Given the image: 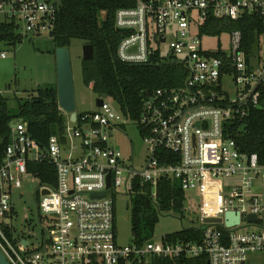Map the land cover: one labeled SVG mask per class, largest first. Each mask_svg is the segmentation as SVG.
<instances>
[{
	"label": "built area",
	"instance_id": "2783aa9c",
	"mask_svg": "<svg viewBox=\"0 0 264 264\" xmlns=\"http://www.w3.org/2000/svg\"><path fill=\"white\" fill-rule=\"evenodd\" d=\"M60 6V0H0V14L18 23L24 35H41L53 30ZM246 13L264 19V0H135L115 15L116 29L125 33L119 58L132 64L179 61L187 70L183 86L157 89L137 119L105 98L96 109L77 111L64 136L52 135L45 146L23 118L12 121L10 142L0 153V251L10 264H132L152 255H207L210 264H247L256 254L264 263V163L228 136L229 124L248 116L262 96L264 34L259 53L249 57L241 30L229 33V49L213 51L203 47L201 31L212 18L239 20ZM228 77L237 85L234 97L224 86ZM219 88L228 97L219 95ZM119 116L137 124L147 144L149 155L141 166L109 143L123 124ZM44 160L54 165L56 180L55 185L40 183L41 236L36 237L25 229L26 218L17 224V202L31 174L29 163ZM258 177L262 191L255 194ZM162 179L186 193L199 188V224L193 227L201 231V240L153 238L120 245L115 194L133 197L137 183L150 185L158 206ZM208 195L215 198L205 201ZM228 212L239 214L240 222L227 225Z\"/></svg>",
	"mask_w": 264,
	"mask_h": 264
},
{
	"label": "trees",
	"instance_id": "16d2710c",
	"mask_svg": "<svg viewBox=\"0 0 264 264\" xmlns=\"http://www.w3.org/2000/svg\"><path fill=\"white\" fill-rule=\"evenodd\" d=\"M60 9L54 23L53 39L57 47H70L73 39H83L94 45V57L82 60V77L87 86L100 96L107 94L132 119L142 112L146 99L157 89L183 86L187 70L179 61H150L132 64L121 60L117 54L118 45L125 36L115 27V15L119 8L135 5V0H60ZM241 30L242 47L249 57L257 55L261 49L264 34V19L256 14L246 13L239 20L210 19L202 28L204 34H222ZM20 26L14 20L0 21V43L13 45L24 40ZM220 55V53H219ZM220 94H228L219 88ZM16 110L12 109L8 98L0 93V153L9 144L12 135V121L23 118L28 123L30 134L42 146L48 144L52 135L64 136L70 122V114L59 106L57 85L37 88L26 99H18ZM228 136L236 141L241 151L257 153L260 163H264V89L258 105H251L249 115L238 119L228 127ZM159 153L172 155L161 150ZM164 162L165 160L162 159ZM28 171L41 184L55 185L56 169L47 160L32 162ZM136 194L132 197L131 212L133 242L142 244L153 239L160 215L174 211L186 215L187 193L179 184L162 179L159 183L158 206L151 199V186L142 187L137 183ZM147 190L148 193H143ZM116 209V208H115ZM201 231L194 227L168 233L163 241L201 240ZM209 257H162L152 255L132 264H208ZM121 264H125L122 262Z\"/></svg>",
	"mask_w": 264,
	"mask_h": 264
},
{
	"label": "rangeland",
	"instance_id": "374dc122",
	"mask_svg": "<svg viewBox=\"0 0 264 264\" xmlns=\"http://www.w3.org/2000/svg\"><path fill=\"white\" fill-rule=\"evenodd\" d=\"M3 20H5V17L0 14V21ZM202 41L203 47L210 51L219 48H230L229 32L214 35L205 34ZM85 44V40L75 38L69 47L78 112L93 110L98 107L97 98L99 96L92 90L91 86H87L83 82L82 60ZM167 47L166 53L170 50L169 43ZM57 48V43L50 36L49 31H42L41 35L29 33L24 36V40L21 43L16 45L6 42L0 43V93L8 98L12 109L16 110L18 99L29 98L35 93L37 88L47 85H57ZM2 53L5 54V57L1 56ZM254 66H257V61H254ZM224 86L231 96L234 97L236 95L237 85L232 77L225 78ZM107 102L118 110V104L111 97L107 98ZM118 122L123 124L119 130L114 131L109 137V143L121 149L128 162H131L133 156L136 165L141 166L149 155V151L137 124L131 120L123 122L120 116ZM39 186L40 181L35 176L31 174L26 175L24 185L20 189L19 203L17 202V211L19 213L17 224H22V220L24 222L26 218V222L24 223L25 229L32 231L36 237L41 236V223L38 210ZM253 189L255 194L262 191L261 177L255 180ZM120 191L123 192L122 189ZM115 198L118 243L123 246L131 245L133 243L131 222L132 197L128 194H115ZM200 204L201 196L199 188L188 190L185 205L187 209L186 215L174 211L163 212L156 226L154 240L161 241L163 236L168 233H174L184 228L198 225ZM42 218L43 223H47L44 216ZM32 242L36 243L37 241L33 238ZM260 258L261 256L258 254L253 255L247 264H256Z\"/></svg>",
	"mask_w": 264,
	"mask_h": 264
},
{
	"label": "water",
	"instance_id": "95a60500",
	"mask_svg": "<svg viewBox=\"0 0 264 264\" xmlns=\"http://www.w3.org/2000/svg\"><path fill=\"white\" fill-rule=\"evenodd\" d=\"M122 31V30H120ZM54 35V30L50 31V36ZM94 45L86 43L84 46V56L85 60L92 59L94 57ZM57 72H58V81H57V90H58V99L59 106L68 114H70V120L75 121L77 117V99L76 91L74 84V74L72 69V60L70 48L68 46H62L57 48ZM108 98L107 94H101L97 98V105L102 106L104 99ZM15 123H11V127H14ZM110 185V177L109 182ZM48 192V191H46ZM227 225L231 226L240 222V215L235 214L234 212H228ZM250 218L255 219L256 216L251 214ZM28 242V241H25ZM0 264H10L7 258L0 251ZM208 264H210L208 262ZM264 264V263H258Z\"/></svg>",
	"mask_w": 264,
	"mask_h": 264
},
{
	"label": "bare ground",
	"instance_id": "6f19581e",
	"mask_svg": "<svg viewBox=\"0 0 264 264\" xmlns=\"http://www.w3.org/2000/svg\"><path fill=\"white\" fill-rule=\"evenodd\" d=\"M215 198V196L213 195H208L207 197H205V201H210L213 200ZM207 203V202H206Z\"/></svg>",
	"mask_w": 264,
	"mask_h": 264
}]
</instances>
